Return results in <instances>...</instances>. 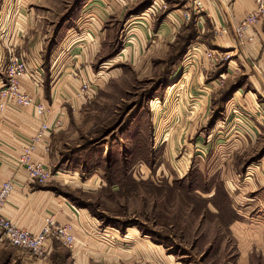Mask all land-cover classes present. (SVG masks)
<instances>
[{"label":"rangeland","instance_id":"rangeland-1","mask_svg":"<svg viewBox=\"0 0 264 264\" xmlns=\"http://www.w3.org/2000/svg\"><path fill=\"white\" fill-rule=\"evenodd\" d=\"M28 1L0 0V13L9 21ZM87 1L42 0L32 18L41 61L69 62L77 80L66 82L64 121L55 119L50 137L52 183L100 219L102 232L117 231L113 242L99 239L107 244L89 264H264V121L251 117L239 53L210 41L191 0H162L152 13L154 0H108L129 10L93 52ZM171 8L180 13L172 18ZM134 22L142 35L129 31ZM237 226L256 236H238ZM58 246V262L47 264H78L74 246ZM19 252L0 241V264L21 261Z\"/></svg>","mask_w":264,"mask_h":264},{"label":"crops","instance_id":"crops-1","mask_svg":"<svg viewBox=\"0 0 264 264\" xmlns=\"http://www.w3.org/2000/svg\"><path fill=\"white\" fill-rule=\"evenodd\" d=\"M41 1L29 0L25 4L17 5L18 9L16 8L13 11L9 21L5 20L2 12L0 13V86L5 81L3 65L7 61V52L10 50L26 61L27 72L21 82V89L26 94L32 96L37 103L43 104L48 109L47 123L52 127L53 131V126L55 127L57 123H55V119L60 114L63 116L62 104L65 100L61 95L63 96L66 82L69 81V83L71 82L75 86L77 80L73 77L76 74L75 71L68 68L69 62L61 63V61H56V63L55 61H47V64H44V60L41 61L39 52L43 49V35L35 29L36 22L32 18L34 7ZM179 1H182L179 5L185 4V7L189 6L188 1ZM90 3L92 4L90 5ZM202 3L204 4L205 13L198 16L200 18L198 27L203 29L206 23L212 33H214V40L210 41L221 49H235L239 53L240 59L243 62L241 64L244 70L243 73L247 75V80L251 84L250 91L254 97L252 101H255L251 105V117L253 120L256 119L257 122L261 121L262 123L261 114L263 113H260V110L263 109L264 111V80L261 76V71L264 70V18L252 30L247 32L248 36L253 37V41L241 48L231 34L220 36L217 33L220 28L233 29L237 23L251 13L254 9V0H231L229 6L222 5L217 0H202ZM83 6L91 10V13H88L86 16L90 17L88 25L94 28L93 32L91 30H89L90 32L88 31V36L92 37V42L90 43H93L92 51L94 52L101 43L102 38L109 32L110 27L108 26L120 15L127 13L129 8H123L119 2L117 4L116 2L108 3V0H88ZM171 9H173L172 18L177 15L176 13H180L176 8V10L174 8ZM149 10L151 12V8ZM128 20L130 21V19ZM139 24L140 22H134V27L129 29V31L138 29ZM138 32L142 35L140 30ZM140 34H137L138 38ZM83 35L84 32L76 39H70L71 44H69L66 51L68 50L69 53L75 52L74 49L79 47L77 44L83 40ZM199 36L196 38L198 39ZM237 49L240 50L238 51ZM66 61H68L67 58ZM38 69L41 73H37ZM240 93L239 91L237 94ZM229 107L225 110L228 116L230 115ZM203 109L205 110V108ZM208 110L202 112L201 117ZM40 120L34 114L32 108H20L10 105L0 113V187L7 180L14 181V190L8 197L1 213L17 227L33 233L40 231L46 216H54L58 223L71 228L76 243L73 248V258L77 260L78 264H89L88 257H90V252L98 249L104 250V245L107 244L99 239H106L108 237L112 241L117 231L113 230L112 233L109 230H105L102 232L100 229V219L95 218L88 211L77 206L68 197L69 194L57 189L56 183H52L55 180L43 186H38L32 183L25 170L17 165V159L21 154L22 146L37 133L41 124ZM59 120L64 121L63 117ZM251 122L253 121L247 122L249 126L248 132H251L250 129L254 131ZM260 127L264 128V125L261 124ZM52 131L37 145L32 156L34 161L47 165L49 161L48 147ZM253 133L251 132L250 134L255 138ZM252 137L249 135L250 140L253 139ZM233 150L235 149L233 148ZM213 195L211 191L208 198L213 197ZM233 229L238 236L242 237L246 234L244 229L238 230V226ZM253 234L249 231L246 236H252ZM58 245L64 247L57 241L52 240L47 242L45 254L43 256H36V259L25 251L19 252L20 256L22 255L23 257L22 260L20 261L19 257H12L9 264H21V262L23 264H47V262L52 261L54 263L58 262L53 258L59 251ZM249 247L248 242L245 245L242 244V249L245 252L249 250Z\"/></svg>","mask_w":264,"mask_h":264},{"label":"built area","instance_id":"built-area-1","mask_svg":"<svg viewBox=\"0 0 264 264\" xmlns=\"http://www.w3.org/2000/svg\"><path fill=\"white\" fill-rule=\"evenodd\" d=\"M157 1L158 0H154V4L151 6L152 12L153 10H157L162 2V0H160V3ZM217 1L225 6H229L231 3V0ZM192 2L194 15L199 16L205 13L202 0H192ZM191 17L192 14L187 15L185 19L186 22H189L192 19ZM263 18L264 0H254V9L251 13L237 23L233 29L228 30L227 28H220L219 32L221 35L231 34L240 46L249 44L253 41V37L248 36L247 32L252 30ZM213 53H217V51H213ZM7 54V61L3 65L5 81L0 86V113L10 105L20 108H32L34 114L42 120L37 133L28 139L22 146L21 154L17 159V165L25 170L32 183L45 185L54 179L55 174H53L52 170L46 165L34 161L32 156L37 145L52 131V127L47 123L48 109L43 104L37 103L32 96L26 94L21 89V82L27 72L26 61L10 50H8ZM218 60L219 56L215 58L216 62H218ZM39 72L40 70L38 69L37 73ZM261 76L264 80V70L261 71ZM215 83V86H222L224 84V79L219 78L215 80ZM261 116L264 121V112ZM57 125H59L58 122L55 127ZM13 190L14 181L12 180L3 182L0 187V241L3 240L9 246L28 252L34 256H43L46 251V243L52 240L72 250L75 244V238L71 233V228L61 225L53 216H47L40 231L33 233L17 227L2 215V208Z\"/></svg>","mask_w":264,"mask_h":264},{"label":"trees","instance_id":"trees-1","mask_svg":"<svg viewBox=\"0 0 264 264\" xmlns=\"http://www.w3.org/2000/svg\"><path fill=\"white\" fill-rule=\"evenodd\" d=\"M68 197H70V196H68Z\"/></svg>","mask_w":264,"mask_h":264}]
</instances>
